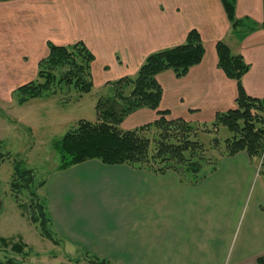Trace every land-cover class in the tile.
Wrapping results in <instances>:
<instances>
[{"label": "crops", "instance_id": "obj_1", "mask_svg": "<svg viewBox=\"0 0 264 264\" xmlns=\"http://www.w3.org/2000/svg\"><path fill=\"white\" fill-rule=\"evenodd\" d=\"M234 14L261 24L262 0H235ZM192 29L203 42V59L181 78L171 70L156 76L159 109L210 125L216 113L235 108L236 83L217 67L218 41L249 64L243 89L264 102V29L237 42L221 0L0 1V91L35 78L48 42H83L94 56L93 89L106 88L134 76L149 54L184 43ZM129 119L148 123L156 113L139 109ZM253 162L245 152L220 157L217 169L193 185L173 171L94 160L51 172L42 190L54 235L109 264H259V192L240 225Z\"/></svg>", "mask_w": 264, "mask_h": 264}, {"label": "trees", "instance_id": "obj_2", "mask_svg": "<svg viewBox=\"0 0 264 264\" xmlns=\"http://www.w3.org/2000/svg\"><path fill=\"white\" fill-rule=\"evenodd\" d=\"M221 2L231 25L230 33L237 42L255 30L264 29V0L261 24L249 18H236L235 0ZM47 48V56L37 63L35 78L12 92L18 105L44 95H56L63 88L74 90L78 99L93 89L91 63L94 56L83 42L63 46L48 42ZM215 51L217 67L236 83L237 96L235 108L216 113L210 129L201 130L214 135L208 145L195 139L199 127L182 118H169L167 110L159 109L162 89L156 76L171 70L181 78L203 59V42L197 30L192 29L184 43L149 54L134 76L107 83L108 94L100 97L94 107L96 120H78L55 144L61 160L58 170L95 160L107 166L125 165L153 174L173 171L181 180L197 185L206 176L200 174L203 163H207L204 155L210 148L219 149L221 143L224 151L217 150L219 159L239 152H245L252 160L260 157L264 150V102L247 95L241 83L250 66L224 41L216 43ZM139 109L152 110L157 118L132 130H121L122 121ZM220 128L230 135L222 142L216 136ZM216 169L217 164L214 163L210 173ZM29 172L15 166L10 191L19 193L29 189L32 179ZM30 194L31 223L37 225L41 236L56 243L45 200L44 203L35 202L33 194ZM0 244L9 247L4 240H0ZM25 248V244L10 246L12 251L21 255H27ZM88 261L91 264H109L94 255H90ZM257 262L264 264V256ZM0 264L19 263L7 259Z\"/></svg>", "mask_w": 264, "mask_h": 264}, {"label": "rangeland", "instance_id": "obj_3", "mask_svg": "<svg viewBox=\"0 0 264 264\" xmlns=\"http://www.w3.org/2000/svg\"><path fill=\"white\" fill-rule=\"evenodd\" d=\"M12 92L0 91V240L9 245L5 248L0 244V261L13 259L19 264H91L88 261L90 256L85 252L73 250L72 246L56 236V243L41 236L37 225L31 223L28 205L32 198L30 193L33 194L35 202L44 203L45 194L42 187L46 177L53 171L63 170H58L61 160L55 144L78 120H96V101L108 94L109 87H95L79 99L74 90L63 88L58 90L56 95H44L24 105L16 103ZM134 112L122 121L119 127L121 130H132L147 124L145 122L135 125L136 121L129 119ZM195 127H199L195 139L208 145L214 135L201 130L210 129L211 126ZM216 136L222 142L230 135L224 128H220ZM219 149L224 151L222 143ZM219 149L217 150L220 151ZM217 150L208 149L204 155L207 163H203L200 174L207 175L214 163L218 165ZM15 166L30 171L32 178L29 189H23L19 193L10 191ZM253 166L254 173L250 178L240 225L247 210L253 206L257 192L259 216L264 220V150L260 157L254 159ZM13 244H25L24 252H27V255L12 251L10 246Z\"/></svg>", "mask_w": 264, "mask_h": 264}, {"label": "water", "instance_id": "obj_4", "mask_svg": "<svg viewBox=\"0 0 264 264\" xmlns=\"http://www.w3.org/2000/svg\"><path fill=\"white\" fill-rule=\"evenodd\" d=\"M0 205H1V202H0Z\"/></svg>", "mask_w": 264, "mask_h": 264}]
</instances>
